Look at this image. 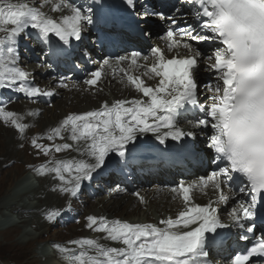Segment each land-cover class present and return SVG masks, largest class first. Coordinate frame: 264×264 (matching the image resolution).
Instances as JSON below:
<instances>
[{
	"label": "snow or ice",
	"instance_id": "6c2138e0",
	"mask_svg": "<svg viewBox=\"0 0 264 264\" xmlns=\"http://www.w3.org/2000/svg\"><path fill=\"white\" fill-rule=\"evenodd\" d=\"M171 15L163 11L145 9L137 12V0H123L130 14L145 22L150 17H159L169 22L161 37L167 51L186 49L187 55L168 58L165 49L158 46L150 49L154 62L140 64V52L116 58L115 66L105 59L97 70L89 73L84 84L89 88L98 86L104 68L113 74L118 71L133 86L141 98L120 99L109 104L104 101L97 110L70 113L50 130L46 137H34L31 146L37 154L49 156L53 151L61 153L72 148L71 144H43L40 139L54 142L68 138L83 146L77 151L86 159H51L35 169L40 176L51 175L58 181L54 192L78 198L84 181L100 177L111 163L110 153L125 158L128 146L138 137L152 133L160 144L168 139L181 141L195 137L197 133L178 126V120L189 110L202 113L191 123V128L213 131L209 148L216 154L218 167L207 177H202L199 187L211 184L219 194V201L227 203L224 186L235 179L246 181L240 193L251 195V201L241 200L230 215L234 224L245 229V221H254L257 215L258 197L264 210V0H178ZM51 5L52 12L67 10L59 20L48 16L42 8ZM103 7V0H92L87 8L60 0H43L37 7L28 0H0V91L22 93L29 99L51 97L53 92L42 90L30 80V73L20 67V41L34 31L44 42L50 34L62 43L51 49L53 57L69 55L65 46L74 38L79 41L89 26H94V9ZM197 45L213 46L212 54L204 56ZM115 42V41H114ZM145 61L148 57H143ZM201 62L215 75V84L204 85L210 94L211 103L202 104L199 99L200 85L197 82ZM130 68L143 70L142 75L131 74ZM158 79L150 86L146 79ZM62 86L63 82H61ZM146 98V99H145ZM12 100H0V122L10 125L23 135L28 124L22 117L7 110ZM35 115V113H28ZM23 147V145H21ZM126 162V161H125ZM223 164L224 166H219ZM194 184H179L172 189L185 204L192 200ZM139 197V194L136 193ZM143 203V198H140ZM70 210V208H69ZM217 209L211 206L192 205L171 217L152 223H130L107 217H86V227L104 238L119 242L121 247H105L97 240L80 238L68 241V246L56 245L66 264H203L208 256L205 250L204 233L226 227L217 218ZM59 211L46 214L48 221H55ZM191 225H198L191 230ZM255 224L246 228L254 232ZM94 254H91L93 253ZM264 256V238H261L245 254H237L232 264H248L253 256Z\"/></svg>",
	"mask_w": 264,
	"mask_h": 264
},
{
	"label": "bare ground",
	"instance_id": "6f19581e",
	"mask_svg": "<svg viewBox=\"0 0 264 264\" xmlns=\"http://www.w3.org/2000/svg\"><path fill=\"white\" fill-rule=\"evenodd\" d=\"M12 1L19 2V0H12ZM171 1L172 0H170V2ZM28 2L30 4H35L37 7H39L40 4L43 3V0H28ZM55 2L59 3L60 0H55ZM151 3L153 5L154 0H151ZM146 8L147 6H144L142 8V11H144V9ZM42 10L48 16L53 17L57 20H59V18L62 15L69 14L67 10L61 12H52L50 4L45 5L42 8ZM156 18H158L162 23H159L160 26L155 28L156 33H152V35L157 36V37L154 36L155 40L153 42L150 41L152 43V46L153 47L158 46L162 49H165V53L170 56H173L175 52H182L183 51L182 48H179L173 52L167 51L166 42L162 40L161 37L164 35V30L168 28L167 26L169 25V22L167 20H162L159 17ZM152 23L156 24V22L153 20V17H150L147 20V24L144 25V28H146L147 32H150L151 30L154 29L152 27ZM88 31L89 29H87L85 32L88 33ZM142 33L143 32H141L140 34ZM118 40L119 39L117 38V41ZM147 44H148L147 41L143 42L139 40V45L137 46L138 50L131 51L127 55H130L132 52H140L142 55L141 58L139 59L140 64L153 63L154 58L152 57L150 51L152 47H150L149 44L148 45ZM84 49L85 52H89L91 48L89 45L87 46L86 44H84ZM145 49H148V52L145 55H143V51H145ZM114 51L115 50H113L112 52ZM200 51L202 52V50ZM93 53L95 58L97 57V55H99L97 51H94ZM211 54H212V50H209L207 52V56ZM143 57H148V60L145 61ZM109 61L113 64V66H115V61H116L115 59H110ZM101 65L102 64H100L99 67H101ZM33 67L32 69L29 70L31 74H34ZM120 67L128 68L131 74L133 73H135V75L143 74L142 69L130 68L127 63L120 65ZM104 70L106 72L104 86H98L96 89H90V90H88L82 84L77 83L76 81H73L70 84L64 82L63 85H66V87L57 84L60 78L66 80L67 79L66 77L70 74L64 73L61 76L60 75L57 76L58 79L52 77L49 81H43L42 79L37 78L36 86L40 87L42 90L53 92L52 96L54 97L61 96V100L57 101L56 105L54 103L51 109H47L42 105H31V104L24 105V103H17L14 104V106L10 109V111L16 112L17 114H19L20 117L23 116L26 117V119L22 121V123H26L28 125L37 124V127H35L36 129H34L32 135L34 134L43 135L48 133L52 128L58 126L59 123L66 117V115L70 113H83L93 109H99L104 101H107L109 104H111L115 100L128 99L129 98L128 96H137L136 90L133 88V86H131L127 82L126 78L122 76V74L118 71V69L115 72V74H113V71L110 68H104ZM40 71L45 72L47 70L41 69ZM56 71L61 72V70H56ZM205 72L206 74H208L209 71L207 70V68ZM198 77L199 79L201 78L199 72H198ZM145 79L147 84L152 83L151 79L149 78H145ZM210 79L212 80L213 76H210ZM101 89H104L105 93H101L103 92V91L100 92ZM203 97L207 98L210 97V95L203 93ZM71 101L72 104L70 103ZM203 102L209 104L207 100H204ZM69 103L71 104L70 106ZM37 110L40 111V114H36L33 117L28 116V113ZM182 127L190 129L189 124L182 125ZM30 133L32 132L29 131L28 134ZM204 133L202 132L201 135H198L197 142L200 144L201 150H203V152L207 155L211 150L209 148V142L204 138V135H202ZM22 142H23V136H21V134H19L14 128L4 127L0 124V152H3L6 156L9 155L23 156L24 153L17 149L18 146L22 144ZM82 146L83 145H81V147ZM78 156L83 157L81 155ZM214 161L215 159L210 157L209 169L212 168L211 162L213 163ZM1 165L2 163L0 162V166ZM133 166L134 167H132L130 171H126L125 169L124 171L127 172V180L130 179L132 180L133 188H139L141 186L145 187L143 192L141 190L137 192L139 194V197L137 195L131 196L128 201V204L126 203L127 197L123 199H118L117 197L125 193V191L130 192L129 190L130 187H126V185L120 183L121 177L118 176L119 171H117L115 167H111V166L107 167L108 172L110 174L112 173V175L114 174L113 176L116 177V183L120 184L118 185L119 186L118 189L120 190V193H114L113 195L111 193L108 196L102 198V200L98 199V202L96 201V204L98 205L103 204L102 209H94L95 200L92 199V201H90L91 202L90 206L88 205L86 207V210H91L88 211L87 213L89 214L88 216L92 215L96 217H107L109 219L112 218L119 219L118 212L121 210L123 211V214L132 217L131 220H129L128 217L123 219L121 218L119 220L127 221L130 223L151 222L158 224L159 221L162 219H166L169 217L171 218L176 217L181 211L186 210L187 206L200 205V206H211V208L214 209L218 208V205L216 204L218 197L212 191H209L207 196L198 194V192H200V188H198V184L196 183V181H188L187 183H184L183 180L185 179V176L179 173V171L167 168V166H164L163 164H160V166L154 164H148V165H142L141 167H135L137 165L134 164ZM39 167L40 166L36 165L35 167L31 168L29 173H31L32 175L27 173V175H25L8 191V196L0 202V235L3 236L5 240H7L6 241L7 245L13 244L12 242H10V239L17 232L16 230L19 227L23 229L24 234L17 241L21 243L18 244V246L22 244H32L37 237L36 234L34 233V229L35 230L39 229L41 230L42 234H47L48 228H52L49 225L48 220L43 217L45 214L49 212L47 210L55 209L59 207L64 208L68 202H72L71 197L53 191V188L57 186L58 181L54 180L51 175L40 176L36 173L35 169ZM195 170L198 171V169L196 168ZM110 179H111L110 181H108L107 179L103 180L107 190L110 189L111 184H113L112 182H115L112 180V176ZM177 180H179V182ZM137 182H144V184L141 185L137 184L135 186ZM166 182L167 184L168 182L174 183L173 184L174 186L176 182L178 185L181 183L185 185L187 184L197 185V187L192 192L193 198L191 202L189 204H185L183 200H180L178 198L180 195L172 191L173 186L172 187L165 186ZM151 184L152 186H149ZM115 188H117L116 185L111 187V189L113 190ZM95 189L97 190V188ZM100 193L101 191H99L98 195ZM140 198H143L144 201L143 203L141 202ZM84 203H89V202L80 201V202H75L74 205L78 207L82 212H84V209H81L82 205H85ZM139 209L142 211L141 215L135 216L133 213ZM231 222H233V219H231ZM80 224H82V226ZM80 224H78V226L79 225L81 226L79 228L84 230V232L81 235L82 237H86V238L88 237L92 239L95 238L100 242L106 244L109 242V240H106L104 238V235L86 229V223L84 222V218ZM75 226L74 227L70 226L69 229H61L60 231L55 232L56 235L55 237L60 238L61 234L66 233L67 236L70 238V240L82 238V237H76L77 236L76 231L78 227ZM60 242H62L61 246L75 247L72 245H68L67 243L68 241L67 242L55 241L51 244L45 245L44 247H38L34 254L33 260H35L36 263L42 261L43 264H66L65 260L63 259V254L60 253L57 247L55 246L56 244L58 245Z\"/></svg>",
	"mask_w": 264,
	"mask_h": 264
},
{
	"label": "rangeland",
	"instance_id": "374dc122",
	"mask_svg": "<svg viewBox=\"0 0 264 264\" xmlns=\"http://www.w3.org/2000/svg\"><path fill=\"white\" fill-rule=\"evenodd\" d=\"M166 3L167 4L170 3V0L169 1H166V0L165 1L164 0H154V3L152 5V8H153V10H157L158 11V7H162V11H163L166 8L165 7V4ZM153 20L155 22H158L156 24L159 25V26H160L159 23H162L156 17H153ZM147 33H149V32L146 31V34ZM0 35H3V34L0 33ZM151 36L157 37L156 35H152V34H151ZM149 46L150 47H153L152 45H149ZM206 68H207V65L204 64L203 62H201V66H200V69H199V75H200L201 78L205 77L204 74H206V72H205ZM42 80L43 81H49V80H46V79H42ZM101 91H103V89H101L100 92ZM209 99H210V97H207V98H204L203 101L204 100H207V102H209ZM59 100H61V96L60 97H54L53 100H52L51 105H49V106H46V105H43V104H40V105H43L47 109H51L52 105L54 103L56 105L57 101H59ZM70 103L72 104V101ZM70 103H69V106L71 105ZM24 105H25V103H24ZM39 116H41V115H39ZM30 126H31L30 131L32 132V133H30V135H31L34 132V129H36L35 127H37V124L30 125ZM21 145H23V147H21ZM17 149L19 151H22L25 156L24 155L23 156H17V155H15V156L14 155L6 156L3 152H0V162L3 165V167H2V165L0 166V202L4 198H6L8 196V191L14 185L18 181H20L25 175H27V173L30 172V169L31 168L35 167L36 165L40 166L41 164H45V163L48 162V159H44V158L37 157L35 155L36 154L35 152L31 154L30 153V149L24 146V142H22V144H20ZM211 164H212V162H211ZM29 174L32 175L31 173H29ZM113 175H112V180L115 181V182H112L113 184H111L110 189L107 190L106 187L101 186V187H103L102 188V191H101V188L96 187L97 188V191L99 190V191H101V193L95 199H93V200H95V207H94V209H102L103 208V204H99V205L96 204V201L98 202V199H101L102 200V198H104L105 196H108L111 193H112V195L114 193H120V190L118 189V187H119L118 185L119 184L116 183V177H114ZM178 178H181V177H178ZM110 180L111 179H109L108 181H110ZM177 181L179 182V180H177ZM102 184H104V181H102ZM137 184L138 185H141V184H144V182H137L135 184V186ZM114 185H116L117 188H115L113 190V189H111V187H113ZM149 186H152V184L149 185ZM149 186H148V188H149ZM165 186L166 187H168V186L169 187H172L173 185H171V182H168V184L166 182L165 183ZM144 188L145 187H143V186H141L139 188H133L131 186L129 188L130 192L125 191V193L119 195L117 198L118 199H123V198H126L127 197L126 203L128 204V201H129L130 197L131 196H135L136 193L139 190H141L143 192ZM151 199H153V198H151ZM83 201L84 202H86V201L89 202V203H84L85 205H83L81 207V209H84V212H82L78 207H77V210H80V212L83 213V218H84V217H86V216L89 215V214H87L88 211H91V210H86V207L88 205L90 206L91 202H90V200L88 201L87 199L86 200H83ZM61 209H63V208H61ZM85 211H87V212H85ZM141 213H142V211L139 209V210H136V212H134L133 214L135 216H139V215H141ZM118 216H119L118 217L119 219H121V218L123 219V218H127L128 217L129 220H131V217H132V216L129 217V216L123 214V211H121V210L118 212ZM79 219H81V218H79ZM78 222H79V220H78V218H76V220H74V224L73 225L70 224L69 227H67V228H64L60 224H57L54 228H48V233L47 234H42L41 230H39V229H36L35 230L34 229V233L36 234L37 237H36L35 241L32 244H22V245L18 246V244H21V243H19L17 241L24 234L23 233L24 231H23V229L21 227L17 228V230H16L17 232L11 237L10 242L13 243L12 245H7L6 244V241L7 240H5L4 237L0 235V264H43L42 261H39V262L36 263L35 260H33L34 259V254H35L37 248L38 247H44L45 245L51 244V243H53L55 241L56 242H59V241L67 242V241H69L70 238L67 236L66 233L61 234V237L58 238V237H55L56 236L55 235V232L60 231L61 229H69L70 226H73L74 227L76 225L75 227H78V229L76 231V233H77V236L76 237H82L81 235L84 232V230L79 228V227L82 226V224H80L81 226L80 225L78 226ZM61 243L62 242L59 243L60 246H61Z\"/></svg>",
	"mask_w": 264,
	"mask_h": 264
}]
</instances>
